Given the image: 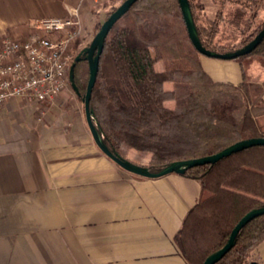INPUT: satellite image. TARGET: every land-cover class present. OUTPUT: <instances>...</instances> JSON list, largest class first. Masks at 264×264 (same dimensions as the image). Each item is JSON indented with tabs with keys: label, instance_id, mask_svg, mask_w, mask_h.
Returning a JSON list of instances; mask_svg holds the SVG:
<instances>
[{
	"label": "trees",
	"instance_id": "trees-1",
	"mask_svg": "<svg viewBox=\"0 0 264 264\" xmlns=\"http://www.w3.org/2000/svg\"><path fill=\"white\" fill-rule=\"evenodd\" d=\"M187 1L200 43L207 49L233 51L264 28L262 22L249 32L252 6L260 9L262 0H235L236 7L227 15L219 10L213 18L199 0ZM216 1L225 8L226 0ZM249 55L264 58V38ZM201 56L189 38L177 0H137L115 22L103 43L89 102L111 152L120 157L123 150L149 153L143 166L156 173L176 161L264 138V104L251 99L245 83L214 81L203 70ZM88 78L87 60L76 62L74 85L79 95L69 82L68 87L80 102ZM182 176L197 181L201 195L186 212L173 241L187 264H203L225 245L246 213L264 206V146L191 167ZM263 243L264 214L238 232L233 247L215 264L260 263L258 248Z\"/></svg>",
	"mask_w": 264,
	"mask_h": 264
},
{
	"label": "crops",
	"instance_id": "crops-1",
	"mask_svg": "<svg viewBox=\"0 0 264 264\" xmlns=\"http://www.w3.org/2000/svg\"><path fill=\"white\" fill-rule=\"evenodd\" d=\"M86 1L0 0V37L25 38L34 20L67 17ZM200 63L214 81L245 83L264 104L263 57ZM62 94L0 107V264H187L173 237L199 201L198 182L118 168ZM258 255L264 264V243Z\"/></svg>",
	"mask_w": 264,
	"mask_h": 264
},
{
	"label": "built area",
	"instance_id": "built-area-1",
	"mask_svg": "<svg viewBox=\"0 0 264 264\" xmlns=\"http://www.w3.org/2000/svg\"><path fill=\"white\" fill-rule=\"evenodd\" d=\"M78 18L74 9L67 17L36 19L29 36L0 41V107L15 98L39 104L61 96L69 82L70 46L80 32Z\"/></svg>",
	"mask_w": 264,
	"mask_h": 264
},
{
	"label": "water",
	"instance_id": "water-1",
	"mask_svg": "<svg viewBox=\"0 0 264 264\" xmlns=\"http://www.w3.org/2000/svg\"><path fill=\"white\" fill-rule=\"evenodd\" d=\"M137 0H124L110 15L104 20L94 35L90 44L83 49H81L78 54L75 56L74 61L70 64L68 69V81L72 87V89L77 92V89L74 85V67L75 63L79 62L82 59L87 60L88 62V70H89V78L86 85V89L83 95H80V99L83 103V112L84 119L88 130L90 132L93 143L98 148V150L107 157L110 161H112L115 165H117L120 169L142 178L147 179H157L170 174L183 175L185 171L191 167L202 166L207 164H214L219 160L230 156L231 154L237 153L241 150L247 149L253 146H264V138H252L247 140L239 141L222 151L215 153L213 155L201 157L198 159L185 160V161H176L173 162L156 173L150 171V169L143 165H138L126 161L122 157H120L117 153L111 152L103 142V133L100 131L99 126L93 116L92 111L89 108V102L91 98V92L93 85L95 83V79L98 72V64L99 58L103 51V43L104 40L115 24V22L120 19L131 7V5ZM183 19L185 21L186 29L189 35V38L193 44V46L197 49V51L204 57L219 59V60H235L239 57H243L251 54L255 48L259 45V43L264 38V28L259 31L254 38L249 41L244 46L237 48L233 51L229 52H217L215 50H210L203 47L200 43L197 31L195 29L191 10L187 0H177ZM79 95V93H78ZM264 214V206L259 209H254L246 213L234 226L230 235L228 237L225 245L220 248L215 253L209 255L203 264H215L218 262L234 245V240L238 234V232L252 219L257 216ZM250 264H262L257 262H252Z\"/></svg>",
	"mask_w": 264,
	"mask_h": 264
},
{
	"label": "rangeland",
	"instance_id": "rangeland-1",
	"mask_svg": "<svg viewBox=\"0 0 264 264\" xmlns=\"http://www.w3.org/2000/svg\"><path fill=\"white\" fill-rule=\"evenodd\" d=\"M121 1L122 0H87L83 9L78 10V17H79L78 21L80 23V32L74 38L70 46V53L72 57L70 60L71 62L81 49H83L84 47L90 44L94 35L98 31L99 25H101L102 22L104 21L106 14L113 8L115 7L117 8L120 5ZM199 1L203 5V10L205 14L210 18H213L219 10H224L223 11L224 14L227 15L231 11L230 8L236 7L235 0H226L225 8L224 7L222 8L221 5L216 0H199ZM244 1L245 2L248 1L250 3L252 2L249 0H243V2ZM256 1H260V0H256ZM262 2H264V0H262ZM252 8H253V12L255 11L254 12L255 14H253V12L251 13V11H249L250 10L249 8H246L247 15L251 13L249 19H251L252 22L251 25L253 27L249 29V32L254 31V27L257 24L264 22V6L258 9L256 4H254ZM226 27H227L226 22L225 24L221 25L222 29H225ZM40 34L42 33L40 32ZM238 34L239 33H237V35ZM3 38L6 37L5 36L0 37V41ZM238 38H240V36ZM242 59H244V57L241 58L240 60ZM63 94L67 95L69 98L72 99V102H74L75 107H77L76 112H78V114L80 115V117H82L84 121L85 119L83 112V103L77 100L76 95L73 93V91H71L69 87L65 89ZM121 157L126 161L140 165H146L150 160L149 153L137 152L134 150H126V151L123 150L121 152Z\"/></svg>",
	"mask_w": 264,
	"mask_h": 264
}]
</instances>
